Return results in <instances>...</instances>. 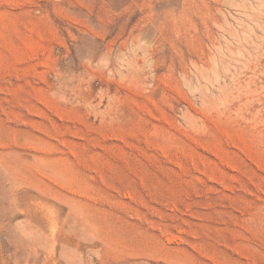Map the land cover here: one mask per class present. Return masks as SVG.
Here are the masks:
<instances>
[{"label":"rangeland","instance_id":"rangeland-1","mask_svg":"<svg viewBox=\"0 0 264 264\" xmlns=\"http://www.w3.org/2000/svg\"><path fill=\"white\" fill-rule=\"evenodd\" d=\"M0 264H264V0H0Z\"/></svg>","mask_w":264,"mask_h":264}]
</instances>
